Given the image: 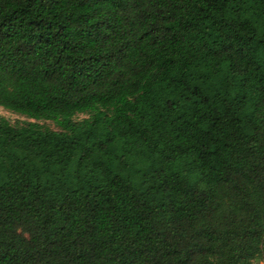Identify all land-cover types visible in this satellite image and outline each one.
Listing matches in <instances>:
<instances>
[{
    "label": "trees",
    "instance_id": "1",
    "mask_svg": "<svg viewBox=\"0 0 264 264\" xmlns=\"http://www.w3.org/2000/svg\"><path fill=\"white\" fill-rule=\"evenodd\" d=\"M0 107V264L264 261V0H0Z\"/></svg>",
    "mask_w": 264,
    "mask_h": 264
},
{
    "label": "rangeland",
    "instance_id": "2",
    "mask_svg": "<svg viewBox=\"0 0 264 264\" xmlns=\"http://www.w3.org/2000/svg\"><path fill=\"white\" fill-rule=\"evenodd\" d=\"M0 117L7 120L13 126H22L26 123H37L40 126H42L44 128H48V129L53 130V131L59 130L56 127V125L50 121H38V122H36L34 120H30V119H27L23 116H20V115L14 114L12 112L6 111V110L2 109L1 107H0ZM83 118H86V116L78 115L76 117L77 120H81ZM256 264H264V261H259Z\"/></svg>",
    "mask_w": 264,
    "mask_h": 264
}]
</instances>
